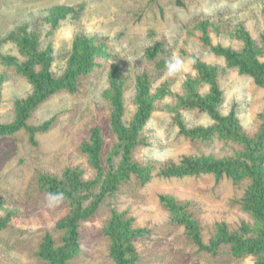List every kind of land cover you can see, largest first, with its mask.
Returning <instances> with one entry per match:
<instances>
[{
  "label": "rangeland",
  "instance_id": "374dc122",
  "mask_svg": "<svg viewBox=\"0 0 264 264\" xmlns=\"http://www.w3.org/2000/svg\"><path fill=\"white\" fill-rule=\"evenodd\" d=\"M0 0V121L16 119L17 101L32 93V85L18 71L28 60L19 41L36 35L42 51L52 47V72L61 75L68 63L74 39L79 34L96 37L107 45L106 54L90 74L82 76L76 92L62 91L48 97L27 120L39 126L54 120L52 127L34 138L26 129L0 137V264H50L40 252L50 236L56 247L64 244L67 228L60 225L72 211L71 203L51 195L40 184L41 175L63 178L67 169L82 172L85 180L94 179L97 170L84 143L92 142V131L102 129V162L119 138L110 123L113 106L107 98L110 75L115 66L124 81V121L131 123L137 112L136 80L146 75L153 99V110L145 125L133 159L154 165L152 179L141 185L136 175L121 183L101 202L96 214L80 224V253L69 264H116L111 238L106 227L115 214L125 213L130 228L137 234L131 243L140 256L139 264H223L207 251L218 224L230 231L243 223L255 224L243 206L251 180L217 179L214 174L165 177L162 169L184 156L222 159L231 157L241 145L215 137L192 139L180 134L176 122L179 97L185 83L197 81L201 94L210 85L199 80L194 68L199 58L218 69L223 100L222 115L235 110L244 131L251 137L264 123V88L255 80L215 54L206 42L221 44L236 51L244 49L239 30H247L264 62V0ZM66 5L74 11L52 25L47 20L55 6ZM206 23L208 30L200 26ZM162 42L159 54L151 59L147 49ZM14 57L9 65L4 57ZM174 60L179 67L169 75ZM187 128L214 124L211 116L200 110H179ZM119 158L115 159V163ZM98 189L95 191L97 192ZM178 200L199 221L204 248L193 240L187 228L172 222L171 212L160 196ZM55 198V199H54ZM255 255H246L228 264H256Z\"/></svg>",
  "mask_w": 264,
  "mask_h": 264
},
{
  "label": "trees",
  "instance_id": "16d2710c",
  "mask_svg": "<svg viewBox=\"0 0 264 264\" xmlns=\"http://www.w3.org/2000/svg\"><path fill=\"white\" fill-rule=\"evenodd\" d=\"M182 5V0H177ZM74 11L73 7L60 5L50 10L47 20L52 25L66 18ZM203 23L200 27L207 32ZM239 36L244 40L242 51H236L221 44L213 45L206 35L205 40L211 50L227 59L229 64L238 67L241 73L250 75L257 85L264 88V62L258 58L257 48L252 35L245 29L239 30ZM264 42V32L262 34ZM20 49L29 56L20 64L18 71L32 85V93L17 101L16 119L10 123L0 121V137L11 136L26 129L32 138L37 133L48 131L54 120H49L39 126L27 124L28 118L38 106L48 97L62 91L76 92L82 76L90 74L99 64L97 59L106 54L107 45L96 37L79 34L75 37L71 54L65 71L56 76L52 68V47L42 51L36 35H24L19 41ZM162 49V42H157L147 49V56L154 59ZM9 65L16 64L14 57L3 58ZM194 68L199 74V80L210 85V92L200 93L197 81L185 83L184 92L178 100L176 122L180 134L192 139L221 138L241 145V149L231 157L222 159L192 158L184 156L179 163L172 162L163 167L161 174L165 177H183L187 175L214 174L217 179L229 177L234 180L250 179L251 184L243 198L244 208L251 213L254 225L243 223L238 230L230 231L225 224H218L216 235L211 239L207 251L218 256L223 264L240 259L246 255H255L256 264H264V123L255 137L249 136L243 129L235 110L227 115L220 114L218 108L223 100L218 81V69L208 65L199 58L195 59ZM0 84V104H1ZM107 98L113 106L110 123L119 141L107 157L109 168L105 170L102 162L104 145L103 131L94 128L92 142L84 143L83 150L89 155L91 164L97 170V176L85 180L81 171L67 169L63 178L41 175L40 184L51 195L66 198L72 205L71 214L60 225L67 228L64 244L55 246L53 239L48 236L41 248V256L50 264H69L80 253V224L96 214L105 197L115 191L118 186L129 181L136 175L141 185H146L152 179L154 165L142 164L133 159L135 148L145 143L142 133L148 123L154 97L150 91L146 75H139L136 80L135 104L137 112L130 124L124 121V81L118 67L110 75V89ZM200 110L207 112L214 124L207 127L187 128L179 110ZM119 158L116 164L115 159ZM98 189L97 192H95ZM162 203L171 212L172 222L187 228L188 234L202 248L201 228L199 221L194 218L184 205L172 196L161 195ZM5 223L0 221V231ZM131 222L125 218V213L115 214L106 227L105 233L111 238V250L116 264H139L137 254L131 241L137 234L130 228Z\"/></svg>",
  "mask_w": 264,
  "mask_h": 264
},
{
  "label": "clouds",
  "instance_id": "9594fccd",
  "mask_svg": "<svg viewBox=\"0 0 264 264\" xmlns=\"http://www.w3.org/2000/svg\"><path fill=\"white\" fill-rule=\"evenodd\" d=\"M179 64H180V62L178 60H174L172 63L169 64V66H168L169 75L173 74V72L178 69Z\"/></svg>",
  "mask_w": 264,
  "mask_h": 264
}]
</instances>
